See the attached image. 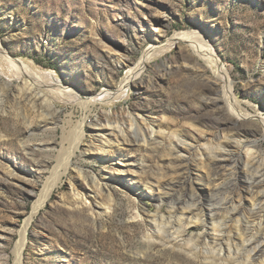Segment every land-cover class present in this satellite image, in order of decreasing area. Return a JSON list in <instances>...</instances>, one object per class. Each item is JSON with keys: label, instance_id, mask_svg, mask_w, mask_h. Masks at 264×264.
<instances>
[{"label": "rangeland", "instance_id": "rangeland-1", "mask_svg": "<svg viewBox=\"0 0 264 264\" xmlns=\"http://www.w3.org/2000/svg\"><path fill=\"white\" fill-rule=\"evenodd\" d=\"M181 31L200 35L213 48L227 69L240 119L217 100L225 82L215 67L191 51L199 45L194 40H178L152 54L122 86L150 45ZM0 44L11 58L50 75V84L95 101L88 111L78 100L54 92L48 93L51 105L36 93L46 90L22 87L20 71L0 58V263L4 256L13 264L20 231L43 182L63 171V153L71 148L75 129L87 113L71 164L28 225L23 264H207L202 255L193 254L202 251L200 245L191 250L180 236L173 239L167 223L161 226L162 239L146 240L152 229L149 217L158 207L167 216L171 203L177 206L183 200L200 204L205 213L217 211L236 192L247 203L251 183H261L264 190L263 161L246 166L234 156L238 162L218 169V185L210 191L196 179L206 172L196 164L197 156L187 158V164L169 162L176 132L191 142V153L212 148L219 134L234 135L242 149L256 141L250 148L264 153V127L252 117L264 115V0H0ZM114 89L116 96L97 101ZM111 111L141 113L154 119L159 130L143 144L144 125L137 118L130 137L139 141L123 142L110 127L93 124ZM90 176L114 190L107 211L99 213L104 207L99 203H108L105 189L100 195L90 190L84 202L76 199V188L87 186ZM109 176L116 179L107 182ZM158 182L168 183V195H163L168 199L162 203L157 201L162 191L154 186ZM89 205L97 210L92 213ZM140 212L146 216L134 217ZM204 228L210 229L207 222L191 224L184 237L204 233ZM257 231L249 232L259 239L247 238L264 247V229ZM240 247L235 257H215V263L250 264Z\"/></svg>", "mask_w": 264, "mask_h": 264}, {"label": "bare ground", "instance_id": "bare-ground-1", "mask_svg": "<svg viewBox=\"0 0 264 264\" xmlns=\"http://www.w3.org/2000/svg\"><path fill=\"white\" fill-rule=\"evenodd\" d=\"M178 40H186V41L188 40L190 42L191 40H194L199 44V45L197 44L198 46L196 49L191 46L192 48L191 51L193 50V53L196 56L204 59L207 63H209L210 64L209 66L215 67L214 69L215 73L225 82L222 89V95H220L217 100L220 101V103H223L222 105L225 106L228 112H230L231 114L233 113L232 116L234 115L235 118H239L240 115L238 116L235 113V108H234V105H236L238 101L235 98V95L232 93V88L230 85L231 80L229 81L227 69L224 67L223 64L219 62L218 57L214 54V51H212L213 48L210 45H208V43L204 42L203 39H201L200 35L193 34L192 32L185 33L181 31V33L174 34L172 37L168 38L163 42L161 41L156 44L150 45L144 51V54L140 58L138 65H136L137 68L133 69L132 72H129L131 73L130 75L129 74L126 75V77L122 81V86L127 85V83L129 82V80L131 79L134 73L136 72L139 73L141 67L144 65L148 57H150L154 53L156 54L164 51V49H167L174 42ZM0 58H3V60L8 64L6 66H10L15 70L20 71V73L18 72L17 74L19 75V78L23 82L22 87L30 89L32 87L36 88L35 86H38L40 88H43V90H46L47 93L45 94L44 93L41 94V92L40 93L36 92L37 94H40L39 95L40 97L42 96L44 101L50 102L48 93H54V92L59 94L64 93L70 99H75L76 101L78 100V102L83 107H85L88 111H91V105H93V103L95 102L92 101V98L88 96L85 97L80 96V94H78L72 88H68V87L61 88L60 84L59 87L56 84H50L52 82V78L50 75L49 76H45V74L42 75L34 71L30 65L24 64L14 58H11V56L5 50L2 49L1 44H0ZM48 77L51 80H49ZM116 93L118 92L115 91V89L114 92L112 91L107 92L106 90V92L101 93V96L96 97V99L97 101L100 100L105 101L106 99L103 98H110L112 96H116L115 95ZM50 103L52 105V102ZM252 117H258L261 120L262 125L264 127L263 114L257 113ZM86 118H87V113L83 116V120L80 121V123L77 125V128L75 129L77 135L74 142L72 143L71 148H69V150L66 151L65 154L63 153L62 156L64 158L63 171L59 174V176L50 177V179H47L46 182H43L44 184L42 190L40 191V195L37 198V201L34 203L33 209H31L32 210L31 215L25 220L24 226L20 231L18 243L14 248L13 264H23V247L25 246V241L27 239L26 237L27 230L31 218L36 213L37 209L41 205L43 206L45 199L48 198L52 189L56 185H58L61 174L65 173L68 169L69 164H71L70 162L72 161V159L70 156L74 153V151L77 148H79V143L81 142V139L84 136ZM137 118H139L140 121L143 123L144 131H145V134L142 135L140 141H142L143 144H149L148 138L154 137L155 130L156 131L159 130V125H157L158 128H156L155 120L151 118H147L141 113L136 114L130 111H125L122 113H114V111H111V114L108 113L103 117L98 116L93 124L98 125L101 128L110 127L111 130L116 133L119 140L123 142L124 141L136 142L139 140L137 138L132 139L130 137V134L135 133L134 130L137 128ZM55 123H58V121L55 120ZM192 124L191 122L189 123V125L193 126ZM193 127L196 126L194 125ZM174 136L176 137V140L175 142H173L172 147L170 149L171 152L169 153L172 154L173 156L169 160V162L175 163L176 161L179 160L180 163H186L188 161L187 158H190L192 155L197 156L196 164L199 165V167L201 168H205L206 172L205 174H202L200 178H196V179L203 182V184L206 185L207 187L208 186L211 187V188L209 187L207 188L208 191H210L213 187L216 188V186L218 185V180L220 178V173L218 170L219 168L225 170V168L230 164L233 163L235 164L238 162L236 158H234V156H238V160H241V162L244 163L246 166H248V164L249 165L252 164L254 161L264 162V153L260 152L257 149L250 148V146L252 145L255 146L256 141H253L252 143H248L247 148L242 149L241 147L242 142L234 135L228 136L227 134H219V136H217V141L214 142L212 148L210 147H206L204 149L198 148L196 149L195 152L191 153L192 150L191 142H188L187 138L179 132L174 133ZM110 139L111 138L107 140L106 144L109 145V141H111ZM228 143H231V145L234 143L235 144L234 146H236L237 150L230 149L229 148L230 145ZM118 170L120 172L123 169H118ZM119 172L114 170L113 174H117ZM112 176L113 175H111V177ZM114 179H116V177L110 179L109 176L107 182L109 180H114ZM121 179L117 178V181L121 182ZM87 182H88L87 186L83 185L81 187L76 188L77 189V192L75 193V195L77 196L76 199L84 202L85 199H83V196L84 194L89 193L90 190L93 191L96 195H100L101 190L105 189V196L107 198L108 203L105 204L102 202L99 203L101 206L104 205L103 209H101L99 213L110 209L112 207L110 202L113 201V196H114V190L112 189V187L105 181L100 182V180L96 176H92V177L90 176ZM120 184H123L121 186L124 187L125 185L129 184V182L125 184L124 183H120ZM251 184H249L248 186L249 188H248L247 196L248 199L250 200L247 203L244 202L246 196L244 194H241V192H236V194L234 196L232 195V197L228 200V205L224 206L223 208H219V210L217 211H213L212 209H209L208 212L205 213L204 208L200 206V204L198 205L193 202L188 203V200H183L182 204L177 206L172 205L171 203V206H169V210L167 212L168 213L167 216H164L163 214L159 213L160 207H158L156 212L150 215V217L149 215H147L149 218H151L152 229L148 230L145 236L146 240L160 239L161 238L160 231L162 228L161 226L167 223V225H169L168 228L172 229L173 233H175L173 239H178L180 236V240L183 241L182 243L188 245V247H190L191 250L193 246H194L193 248L194 250L197 249L200 245L202 251L199 250L200 252L197 251V253L194 252L193 254L195 257L198 256V254L202 255L203 261H207V264L208 263L216 264L215 257H218L220 260L222 259L224 261L231 258L232 255H234L235 257L236 254L239 253L238 246L239 247L242 246L240 248H244L243 253H245V257H246L245 260L248 263L251 264L253 262H256L258 264H264V247L261 246L259 242L258 244L257 243L254 244V242L251 243L252 239L250 240V238H247V236L251 235V237H255L256 239H259L258 236L252 235L255 233L251 234V232L249 231H253V229H257L258 231L264 229V190L263 191L260 190L262 184L259 182H256V184L254 185ZM193 185H194L193 182H190L189 186L191 188L190 190L191 194H193L195 188ZM22 186L26 188V186L24 185ZM154 186L155 189H157L158 191L160 192L162 191L161 194L157 196L158 198L157 201H159L160 203L166 201L168 197H164V196L168 195V190H165V188L168 186V183L158 182ZM86 187H88L89 189ZM150 187L152 186L149 185L148 188ZM89 208L92 213H94V211L97 210V208H95L93 205H89ZM141 210H142L141 212L145 211V209L142 207ZM138 211H140V209ZM141 212L140 214L136 213L134 217H138V215L139 216L141 215V217L142 216L145 217L146 215L144 216V214H142ZM249 218L252 220L256 219L257 221L256 224L254 225L255 221L252 222L251 220H249ZM206 222L210 226V229L204 228L205 230L204 233H197L192 235L189 234L187 237L186 236L184 237V234L187 233V228L189 227V225L193 224L195 226H198ZM2 238H4V234L0 232V239ZM255 241H259V240H255ZM177 245L179 246L180 244ZM0 246L1 247L4 246V243L1 240H0ZM184 247L183 250L185 249ZM1 251L3 250H0V252ZM185 251L187 250L185 249ZM1 260L3 264H7L8 262V261L6 262V257L4 256L1 257Z\"/></svg>", "mask_w": 264, "mask_h": 264}]
</instances>
